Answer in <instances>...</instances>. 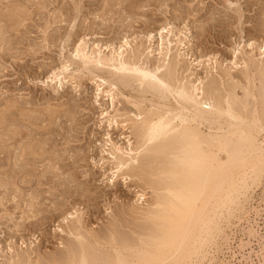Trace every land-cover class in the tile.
<instances>
[{
	"label": "rangeland",
	"instance_id": "rangeland-1",
	"mask_svg": "<svg viewBox=\"0 0 264 264\" xmlns=\"http://www.w3.org/2000/svg\"><path fill=\"white\" fill-rule=\"evenodd\" d=\"M164 26L173 30L172 39L187 45L190 55L181 64L193 63V78H204L205 68L195 69L197 58L217 59L225 69L248 43H264V0H0V264L25 254L38 264L50 259L68 245L67 225L79 217L94 234L105 235L116 222L129 232V212L142 207L141 193L152 199L138 177L112 180L111 139L126 146L131 134L122 124L109 127L101 116H133L137 110L126 98L134 101L136 94L118 90L113 107L98 91L97 76L106 77L108 69L89 74L79 68L73 51L83 43L88 51L100 45L107 54L112 49L107 46L119 47L126 38L132 41L131 52L147 48L146 36L157 35ZM158 42L159 35L155 49ZM255 52L259 58V49ZM155 61L157 57L150 59ZM67 64L72 66L65 76L73 78L48 82L52 71ZM233 74L244 80L241 70ZM121 118L119 122L127 116ZM261 194V189L255 192L252 206L263 212L249 216L252 224L259 222L260 234L256 239L243 236L248 217L233 227L236 256L226 255L231 264H259L262 259ZM241 240L249 243L244 250Z\"/></svg>",
	"mask_w": 264,
	"mask_h": 264
},
{
	"label": "bare ground",
	"instance_id": "bare-ground-1",
	"mask_svg": "<svg viewBox=\"0 0 264 264\" xmlns=\"http://www.w3.org/2000/svg\"><path fill=\"white\" fill-rule=\"evenodd\" d=\"M172 33L161 29L156 49L152 45L157 35L152 33L145 35L147 48L132 52L128 38L119 47L107 46L112 48L107 54L100 45L93 51L83 43L74 49L82 70L92 74L108 69L106 77L97 76L98 91L113 107L118 90L136 94L134 101L124 97L137 110L133 116L120 115L117 109L120 114L101 116L111 128L122 124L135 140L124 146L111 139L112 180L138 177L152 199L141 193L142 207L128 211L132 221L126 233L123 223L116 222L107 234H94L77 218L67 225L71 239L65 249L40 264H231L236 256L233 227L248 217L243 236H259L261 226L249 216L263 212L252 206L257 190H262L264 203V43H248L245 53L238 54L242 58L236 55L225 69L216 58H197L195 69L205 68L206 77L195 79L194 64H181L190 55L187 45L181 38L172 39ZM152 57L157 61L151 63ZM71 66L52 71L48 82L63 84L72 77L65 76ZM235 70H241L243 81L236 80ZM123 116L127 118L120 123ZM247 244L242 241L241 250ZM262 252L259 264H264ZM25 255L15 256L11 264H38Z\"/></svg>",
	"mask_w": 264,
	"mask_h": 264
}]
</instances>
